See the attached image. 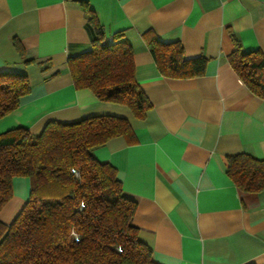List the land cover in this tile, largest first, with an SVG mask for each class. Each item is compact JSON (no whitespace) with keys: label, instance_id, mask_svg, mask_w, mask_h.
<instances>
[{"label":"crops","instance_id":"obj_1","mask_svg":"<svg viewBox=\"0 0 264 264\" xmlns=\"http://www.w3.org/2000/svg\"><path fill=\"white\" fill-rule=\"evenodd\" d=\"M82 2L106 36L125 32L136 81L152 105L143 119L74 87L67 59L89 50L94 35ZM146 34L179 42L186 58L204 56V73L161 74ZM235 41L244 51H264V0H0V72L26 74L30 83L0 118V132L22 126L38 134L49 121L125 117L133 140L114 137L93 153L135 200L132 223L153 261L264 264V191L242 195L226 173L229 155L264 159V98L229 64ZM29 191L28 177L12 178L2 222H12Z\"/></svg>","mask_w":264,"mask_h":264},{"label":"trees","instance_id":"obj_2","mask_svg":"<svg viewBox=\"0 0 264 264\" xmlns=\"http://www.w3.org/2000/svg\"><path fill=\"white\" fill-rule=\"evenodd\" d=\"M81 6L94 35L89 50L67 59L74 87L125 105L143 119L152 105L136 81L125 32L106 36L95 12L85 2ZM147 37L164 76L204 73V56L186 58L179 42ZM13 44L23 53L17 39ZM228 62L248 89L264 98V51H244L235 41ZM29 91L26 74L0 72V118ZM118 136L132 141L134 132L127 118L116 115L49 121L39 134L22 126L0 132V210L12 196V178L30 180L28 199L18 214L10 224L0 220V264H156L132 223L135 200L124 195L116 169L93 153ZM226 173L242 195L264 191V159L229 155Z\"/></svg>","mask_w":264,"mask_h":264},{"label":"rangeland","instance_id":"obj_3","mask_svg":"<svg viewBox=\"0 0 264 264\" xmlns=\"http://www.w3.org/2000/svg\"><path fill=\"white\" fill-rule=\"evenodd\" d=\"M41 131H42V130H41ZM41 131H40V132H41ZM40 132H39V133H40ZM39 133H38V134H39Z\"/></svg>","mask_w":264,"mask_h":264}]
</instances>
